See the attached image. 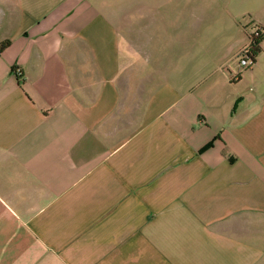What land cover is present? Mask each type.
Instances as JSON below:
<instances>
[{
  "label": "crops",
  "instance_id": "1",
  "mask_svg": "<svg viewBox=\"0 0 264 264\" xmlns=\"http://www.w3.org/2000/svg\"><path fill=\"white\" fill-rule=\"evenodd\" d=\"M257 23L264 0H0V264H264Z\"/></svg>",
  "mask_w": 264,
  "mask_h": 264
},
{
  "label": "trees",
  "instance_id": "2",
  "mask_svg": "<svg viewBox=\"0 0 264 264\" xmlns=\"http://www.w3.org/2000/svg\"><path fill=\"white\" fill-rule=\"evenodd\" d=\"M257 30L254 33H247L249 38L248 55L255 62L257 55L261 51V42L264 39V26L261 24L256 25ZM8 39L0 42V52L9 45Z\"/></svg>",
  "mask_w": 264,
  "mask_h": 264
},
{
  "label": "built area",
  "instance_id": "3",
  "mask_svg": "<svg viewBox=\"0 0 264 264\" xmlns=\"http://www.w3.org/2000/svg\"><path fill=\"white\" fill-rule=\"evenodd\" d=\"M257 24H253L248 31V33H254L257 30L256 27ZM248 44H249V38H248V43L244 45L237 53L236 55V60H237V67L239 71L251 67L254 62L248 55ZM16 75L20 76L22 74L21 70L19 68H16L14 70ZM239 73V72H238ZM238 75V74H237Z\"/></svg>",
  "mask_w": 264,
  "mask_h": 264
}]
</instances>
